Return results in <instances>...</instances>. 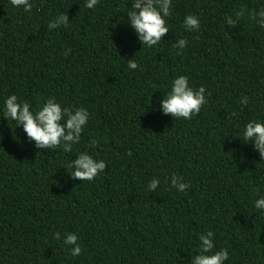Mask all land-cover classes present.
<instances>
[{"label":"trees","instance_id":"trees-1","mask_svg":"<svg viewBox=\"0 0 264 264\" xmlns=\"http://www.w3.org/2000/svg\"><path fill=\"white\" fill-rule=\"evenodd\" d=\"M0 264H264V0H0Z\"/></svg>","mask_w":264,"mask_h":264}]
</instances>
